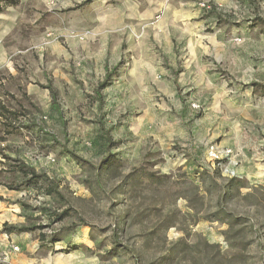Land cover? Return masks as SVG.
Returning a JSON list of instances; mask_svg holds the SVG:
<instances>
[{
    "label": "rangeland",
    "instance_id": "rangeland-1",
    "mask_svg": "<svg viewBox=\"0 0 264 264\" xmlns=\"http://www.w3.org/2000/svg\"><path fill=\"white\" fill-rule=\"evenodd\" d=\"M235 2L230 24L247 23L253 46L264 49L253 36L264 35V0ZM90 3L81 7L92 9L86 20L44 4L35 18L28 4L22 18L0 22V185L9 190L0 198L9 227L36 228L24 245L39 242L65 262L83 233L89 248L77 252L87 264H264V162L237 157L233 140L232 156L211 161L209 148L223 140L193 136L203 108L193 103L199 112L185 123L159 74H133L142 59L158 58H141L126 15L99 24L91 18L101 9ZM250 118L264 137V115ZM242 136L250 159L264 153L255 134ZM23 164L43 178L11 190ZM49 188L56 192L46 195Z\"/></svg>",
    "mask_w": 264,
    "mask_h": 264
},
{
    "label": "crops",
    "instance_id": "crops-1",
    "mask_svg": "<svg viewBox=\"0 0 264 264\" xmlns=\"http://www.w3.org/2000/svg\"><path fill=\"white\" fill-rule=\"evenodd\" d=\"M85 1L75 0L79 5ZM108 2L109 0L91 1L90 4L101 9L91 19L99 24L119 25L126 15L133 38L137 36L142 44L139 47L143 54L141 58L146 57L148 52L152 54L150 58H158L156 63L142 59V66H135L133 74H159L161 93L175 103L178 114L185 123L199 112L191 108L193 103L203 108V115L198 120H192L197 124V130H193L195 138L201 141L204 138H210L211 141L221 138L223 144L220 149L230 150L231 156L235 153L231 147L233 140L237 146V157L245 156V162L252 160L263 164V151H254L250 159L240 138L243 137L244 129H247L264 145V137L253 130L256 120L250 118L256 114L264 115V85H261L264 83V49L262 44L253 46L255 40L248 35L247 23L239 19L236 21L237 26L230 24L231 9L239 6L235 0H114V5H109ZM205 2L210 3L213 9L202 7L201 4ZM28 4H31L30 13H34L35 18H39L36 11L40 4L50 8L59 7L60 10L74 5L72 0H20L17 6L8 7L0 13V22L8 25L11 24L9 21L15 22L22 18L23 8ZM90 10L92 9L87 11L73 7L68 11H74L86 20L91 14ZM11 14L12 18L9 17ZM7 34V31L3 33L4 36ZM253 36L257 41L261 38L264 42V35ZM67 37L71 38L72 34L67 33ZM257 92L263 93V98L256 99ZM242 116L248 118L244 128L239 123ZM207 126L212 130L207 129ZM8 192V189L0 185V197L5 198ZM1 205L0 200V255L6 256L4 262L87 264V257L77 252L81 247L89 248L85 234L72 238L70 246L74 248L72 252H76L67 254L65 257H70L71 260L65 262L63 254L58 259L57 254H53V249L42 251L39 242L31 247L25 246L22 241L28 239L30 232L16 233L21 235V242L18 237H14V233L6 232L4 228L14 223L8 214L2 215ZM23 234L26 236L23 237ZM58 244L62 245L63 242ZM46 246L50 247L52 244L48 243ZM15 247L16 251L13 250ZM29 250L43 253L29 259L24 255Z\"/></svg>",
    "mask_w": 264,
    "mask_h": 264
},
{
    "label": "trees",
    "instance_id": "trees-1",
    "mask_svg": "<svg viewBox=\"0 0 264 264\" xmlns=\"http://www.w3.org/2000/svg\"><path fill=\"white\" fill-rule=\"evenodd\" d=\"M91 1L92 0H86L85 2H83L81 5H79L76 8H81L82 6L90 3ZM19 2H20V0H0V13L8 7L17 6L19 4ZM0 116H2L1 113H0ZM5 158H7V157H5ZM23 168H25V169L23 171H21L23 174L21 185H18L17 187L10 188L11 190H21L22 186H23L22 184H30V183H33L34 181L38 180V179L43 178V176L38 175L33 168L28 167L24 164H23ZM237 186L239 187L240 184L238 185V183H236V181H233L231 183L232 188L237 187ZM55 192H56L55 189L49 188V189H47L45 194L46 195H53ZM0 200H2V199L0 198ZM63 219H64V215H60V216L58 215L57 218L54 219L55 220L54 222H60ZM4 230L8 233H21V232H32V231L36 230V228H22V227L16 228V227L6 226L4 228ZM43 240H44V237H43Z\"/></svg>",
    "mask_w": 264,
    "mask_h": 264
},
{
    "label": "built area",
    "instance_id": "built-area-1",
    "mask_svg": "<svg viewBox=\"0 0 264 264\" xmlns=\"http://www.w3.org/2000/svg\"><path fill=\"white\" fill-rule=\"evenodd\" d=\"M202 7L209 8L205 4H202ZM194 108L198 109L199 106L194 104ZM231 154V151L228 149H220L215 146H211L208 151V157L211 161H218L221 162L226 159ZM17 250V249H15Z\"/></svg>",
    "mask_w": 264,
    "mask_h": 264
}]
</instances>
